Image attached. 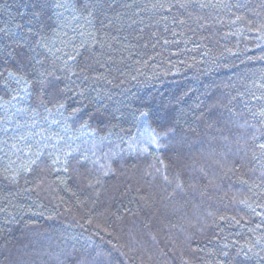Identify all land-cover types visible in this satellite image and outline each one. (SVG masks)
<instances>
[{
	"label": "trees",
	"instance_id": "1",
	"mask_svg": "<svg viewBox=\"0 0 264 264\" xmlns=\"http://www.w3.org/2000/svg\"><path fill=\"white\" fill-rule=\"evenodd\" d=\"M34 2L0 0V264H264V0Z\"/></svg>",
	"mask_w": 264,
	"mask_h": 264
},
{
	"label": "snow or ice",
	"instance_id": "2",
	"mask_svg": "<svg viewBox=\"0 0 264 264\" xmlns=\"http://www.w3.org/2000/svg\"><path fill=\"white\" fill-rule=\"evenodd\" d=\"M33 8H34L33 15L41 24H46L47 19H51L52 13H55V15L58 18L64 17V13L59 11L62 8L65 10H70L73 13L74 19H79L80 16H84V18L88 19L89 22L91 23L92 18L96 16V11L99 8V2L98 0L96 3H91L89 2V0H53L52 3H49V0H35L33 4ZM77 13H79V15H76ZM101 23L103 24V21H101ZM30 34L37 35L38 39L36 40V46L38 48L47 47L46 44L42 43L43 36L40 33L30 32ZM81 34L83 35V33ZM89 34L92 35L94 39L96 38L95 33H89ZM99 43L101 49H103L104 47H109V48L111 47V45H105L102 39L99 41ZM20 46L23 47L24 44L21 43ZM93 48H95V44L93 45ZM32 51H36V49L33 48ZM57 51H60V49H57ZM38 55L39 53H37V57ZM83 55H85V53L79 51H77L75 54L64 53V56L62 58L57 57L58 59L63 60V67L59 70V72L56 71L49 72L45 70L39 73L40 76L39 83L41 87L47 92L49 96L52 97L53 100L59 101L66 91H71V89H69L67 85L61 87L60 84L57 83L58 81H62L65 78L67 79H72L73 77L79 78L81 71H84L85 69L92 67L90 61L95 60L97 63H99V59L96 56V53L93 51L87 53L88 59L85 60L84 67L77 70L76 66L72 62L76 61L78 57ZM101 55H103L102 51H101ZM35 59H36V63L40 64L41 67H43L44 61L38 58ZM0 75H4V73H0ZM7 76L17 79L15 73L13 72H8ZM84 79H87V76H85ZM72 82L75 83V80H73ZM80 95H83V92H81ZM63 108H65V105L63 103H59L57 107V111ZM46 110L50 111L51 109H46ZM142 115H147V113H142ZM153 143H156L155 139L153 140ZM261 147H264V145H261ZM36 155L38 159L41 154L38 152ZM69 155H71V153H69ZM30 164L36 165L37 161L31 160ZM24 170L31 171V167H25ZM64 171H67L66 167L64 168ZM104 174L107 175V172H105ZM13 179L15 180L16 176H13ZM164 179L165 181H168L167 175L164 176ZM176 187L178 189H182L183 186L182 184L177 183ZM103 252L104 250L98 251L96 256L93 257V260L97 259L100 255H102Z\"/></svg>",
	"mask_w": 264,
	"mask_h": 264
}]
</instances>
